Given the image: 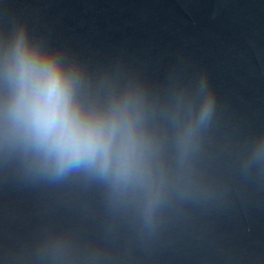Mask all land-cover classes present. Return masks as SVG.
I'll return each mask as SVG.
<instances>
[{"label": "water", "instance_id": "obj_1", "mask_svg": "<svg viewBox=\"0 0 264 264\" xmlns=\"http://www.w3.org/2000/svg\"><path fill=\"white\" fill-rule=\"evenodd\" d=\"M14 21L94 72L118 69L157 92L206 77L216 112L201 170L213 195L173 202L141 233L82 177L32 182L0 163V264H27L50 231L100 264H264V171L239 163L264 133V0H0V27Z\"/></svg>", "mask_w": 264, "mask_h": 264}, {"label": "clouds", "instance_id": "obj_2", "mask_svg": "<svg viewBox=\"0 0 264 264\" xmlns=\"http://www.w3.org/2000/svg\"><path fill=\"white\" fill-rule=\"evenodd\" d=\"M216 97L201 76L165 92L118 69L92 71L22 21L0 27V163L32 182L79 176L103 190L110 215L141 233L175 201L208 198L201 159ZM264 171V133L240 158ZM27 264H100L61 231L40 235Z\"/></svg>", "mask_w": 264, "mask_h": 264}]
</instances>
